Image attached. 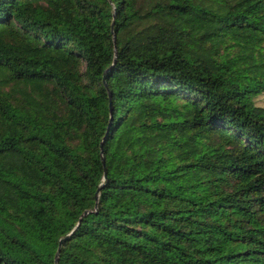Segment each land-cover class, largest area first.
Segmentation results:
<instances>
[{
  "label": "trees",
  "instance_id": "trees-1",
  "mask_svg": "<svg viewBox=\"0 0 264 264\" xmlns=\"http://www.w3.org/2000/svg\"><path fill=\"white\" fill-rule=\"evenodd\" d=\"M261 95L264 0H0V264H264Z\"/></svg>",
  "mask_w": 264,
  "mask_h": 264
},
{
  "label": "water",
  "instance_id": "water-1",
  "mask_svg": "<svg viewBox=\"0 0 264 264\" xmlns=\"http://www.w3.org/2000/svg\"><path fill=\"white\" fill-rule=\"evenodd\" d=\"M114 26V22L112 23V27ZM114 32V31H113ZM114 41H116V33L114 32ZM112 114V112H111ZM103 163H105V160L103 158ZM107 178V170L105 169V172H104V176H103V181L106 180ZM102 188V184L99 185V188L97 190V193H96V198H97V202L99 201V197H100V190ZM91 210H87L85 211L84 214H87L89 213ZM75 229V228H74ZM73 229V230H74ZM71 233H68L65 237L61 238L60 241H59V248H58V251H57V254H56V258H55V264H58V260H59V255H60V252H61V248H62V245H63V242L70 236Z\"/></svg>",
  "mask_w": 264,
  "mask_h": 264
},
{
  "label": "rangeland",
  "instance_id": "rangeland-1",
  "mask_svg": "<svg viewBox=\"0 0 264 264\" xmlns=\"http://www.w3.org/2000/svg\"><path fill=\"white\" fill-rule=\"evenodd\" d=\"M260 101H261V102H264V95H261V96H260Z\"/></svg>",
  "mask_w": 264,
  "mask_h": 264
}]
</instances>
